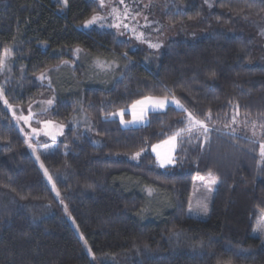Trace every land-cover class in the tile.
<instances>
[{"label": "trees", "instance_id": "obj_1", "mask_svg": "<svg viewBox=\"0 0 264 264\" xmlns=\"http://www.w3.org/2000/svg\"><path fill=\"white\" fill-rule=\"evenodd\" d=\"M209 2V16L199 1L167 12L168 24L203 22L207 34L170 42L154 55L131 50L108 31L79 30L98 11L93 0H0V55L8 50L10 57L0 71V264H264V245L252 235L264 217V66L253 65L254 39L239 33L241 19H264V0ZM225 26L235 33L227 34ZM73 48L125 56L132 66L113 89L84 92L91 133L101 145L81 129H69L40 156L59 200L3 101L33 103L48 91L36 77L73 61ZM165 96L210 131L207 140L194 134L178 141L176 163L160 170L148 149L185 127V112L168 107L148 113L145 126L124 129L109 118L145 97ZM75 108L73 101L58 102L50 119L66 123ZM248 126L260 132V141L242 133ZM136 152L142 155L134 163L129 158ZM120 174L166 190L171 210L158 222L139 219L142 198L114 182ZM209 174L217 186L208 217H188L194 178Z\"/></svg>", "mask_w": 264, "mask_h": 264}, {"label": "rangeland", "instance_id": "obj_2", "mask_svg": "<svg viewBox=\"0 0 264 264\" xmlns=\"http://www.w3.org/2000/svg\"><path fill=\"white\" fill-rule=\"evenodd\" d=\"M54 2L62 3L64 0H53ZM98 11L93 15L103 17L102 20L86 25V21L78 26L81 31L88 30H102L110 32L118 41H128L130 49L137 51H144L151 54H161L166 50V46L170 42L176 40L183 42H195L199 38L204 37L207 31L204 29L201 22L199 24L189 22L187 25L172 26L166 21V13L172 11L173 13L183 12L186 7L194 5V2L199 1L203 13L209 16L211 11V3L209 0H104V7L100 6V0H93ZM186 4V5H185ZM117 9V14H114L112 9ZM126 12V15H125ZM206 18L202 17V21ZM116 25H119L117 27ZM127 25V27H125ZM239 33H245L252 37L257 46L256 60L254 66H264V19L253 21L252 19L243 18L239 21ZM227 34L232 35L235 29L228 26L224 27ZM138 33H143L141 39L137 38ZM151 44H159V47H151ZM78 50V51H77ZM73 61L64 62L57 67H51L41 72L36 80L38 83L47 88L44 94L36 99L28 106H11L3 101V105L10 114L16 128L21 133V137L26 144L27 152L37 162L41 173L47 185L52 190L54 196L60 200V194L57 196V189L53 188L52 180H49V174L45 175V168L40 162V156L48 153L53 149V145L59 141L64 133L69 129H81L85 136L90 140L94 146H99L102 140L91 133V121L87 116L83 95L86 90H101L109 91L114 88L118 81L122 78V73L132 66V62L125 56H107L99 57L89 55L80 48H73L71 50ZM145 99L139 100L144 103L134 102L129 108L119 110L110 115L109 119L117 120L120 127L135 128L145 126L147 123L146 115L148 113L164 112L168 107H173L178 111L181 110L174 103L177 100L174 97L168 96V103L162 109L152 110L149 101ZM154 98V97H151ZM161 98V97H160ZM52 103L49 104L48 101ZM73 101L76 105L74 113L67 120L66 123H58L50 119V114L54 106L58 102ZM145 104L148 105L144 111L143 121H134L133 112L137 116L141 114V110ZM135 106V107H133ZM182 111V110H181ZM185 112V111H184ZM186 120L188 114L185 112ZM28 118L25 120L24 118ZM121 119L125 123H121ZM244 126L245 124H238ZM245 136L251 137L255 141H260V132L248 126L242 130ZM168 141V140H166ZM166 141L158 142L148 151L153 155L156 166L160 170H165L173 164L160 165V160L166 158L170 153L174 158L176 152H172V146ZM178 144V142H177ZM31 145V147L29 146ZM155 146V151L153 147ZM177 147V146H176ZM159 154V158L158 155ZM142 153H140V156ZM139 156V157H140ZM139 157L131 156L130 161L136 163ZM48 173V172H47ZM203 176L194 178L191 195L188 200L186 215L191 218H198L205 220L209 213L210 203L216 190L217 182L211 185V190L207 186V179L205 176L203 180L199 179ZM114 182L128 193H134L142 198L141 210L138 218L147 221H160L162 217L171 210L172 200L171 195L166 190L157 189L152 185H147L140 179H136L127 174H120L115 178ZM207 204V214L202 211V205ZM70 225L73 227L78 237L81 239L87 255L93 259L92 253L85 241L80 237L75 224L67 217ZM264 217H262L258 226H264ZM252 235L261 239L264 245V231L254 229Z\"/></svg>", "mask_w": 264, "mask_h": 264}, {"label": "snow or ice", "instance_id": "obj_3", "mask_svg": "<svg viewBox=\"0 0 264 264\" xmlns=\"http://www.w3.org/2000/svg\"><path fill=\"white\" fill-rule=\"evenodd\" d=\"M207 2V0H206ZM121 3H123V0H121ZM100 6L104 7V0H100ZM114 14H117V9L113 8L112 9ZM126 15V12H125ZM103 17L99 16V15H93L91 19H89L88 21H86V25L89 24H93L96 23L100 20H102ZM117 27H119V25H116ZM125 27H127V25H125ZM143 33H138L137 34V38L141 39L143 37ZM151 47H159V44H151ZM78 51V50H77ZM9 52L8 50H5L3 55H0V71H2L4 69V67L7 64V61L9 59ZM213 76L215 75L214 73L212 74ZM0 95H2V92H0ZM149 103L152 106V110L155 111L157 109H162L165 107V105L168 103V97L165 96L163 98L160 97H155V98H146ZM5 103H7V101H5ZM49 104L52 103L51 100L48 101ZM137 103H144L142 101H138ZM174 103L176 104V106L178 108H180L182 111L187 112V109H185L183 107L182 104H180V102L178 100H175ZM135 107V106H133ZM148 105L145 104L144 108L141 110V114L139 116H137L135 114V112H133V118L134 121L139 120V121H143L144 119V111L147 109ZM24 118V117H22ZM210 118V117H209ZM25 120H27L28 118H24ZM121 123H125V121H123V119H121ZM210 129L209 127L204 123L203 120H198L196 119L192 113H188L187 116V122L185 124V127L180 128L178 130H176L168 139V141H166V143L171 144L172 152H175L176 146H177V142L179 141L180 143H183L185 138H187L189 141H191V139L193 138V135L195 134L197 136V138H199L200 136H203L205 140L208 139V133H209ZM31 147V145H29ZM153 150L155 151V146L153 147ZM260 152H261V156H264V144L260 145ZM158 158H159V154ZM140 156V152H136L134 153V157H139ZM176 161L173 158L172 154L170 153L166 158L161 159L160 160V165L161 167H163L165 164H175ZM45 175L47 176V170H45ZM199 179L203 180L205 179L204 177H200ZM49 180H51V177L49 176ZM216 178L213 177L211 174H209V177L207 179V186L209 188V190H211V185L216 184ZM53 188L55 189V185H53ZM57 196H59V192L57 191ZM202 211L204 212V214H207V204H203L202 205ZM262 212H264V209H261ZM264 223V222H262ZM258 229L261 231H264V226H258ZM89 251H91V249H89Z\"/></svg>", "mask_w": 264, "mask_h": 264}]
</instances>
